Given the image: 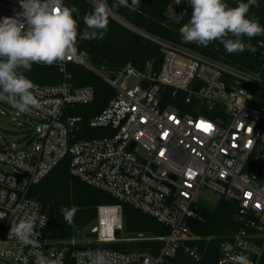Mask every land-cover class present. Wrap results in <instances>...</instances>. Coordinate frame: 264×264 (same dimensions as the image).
<instances>
[{"label": "built area", "instance_id": "1", "mask_svg": "<svg viewBox=\"0 0 264 264\" xmlns=\"http://www.w3.org/2000/svg\"><path fill=\"white\" fill-rule=\"evenodd\" d=\"M86 1L94 6V0ZM20 11L19 0H0V18ZM168 13L177 20L186 10L174 0ZM136 34L159 47L163 61L158 72H152L151 63L143 71L131 64L116 72L95 69L82 52L53 64L64 82L35 84L40 110L21 114L0 102V118L10 126L0 134V264H35L38 253L52 264H93L98 251L108 264H175L176 254L202 264L204 252L190 221L197 218L198 208L205 207L197 200L203 191L236 206L235 227L222 237L220 250L230 244L253 264L260 263L264 109L253 108L250 102L252 89H264V81L169 41ZM259 47L264 62V42ZM68 64L86 68L114 91L105 109L88 122L99 137H77L81 119L70 116L69 110L90 104L94 91L88 86L74 88L67 81ZM167 94L175 105L167 104ZM65 158L70 176L154 219L168 234L117 240L121 206L102 205L89 229L94 248L48 241V219L31 189ZM26 217L34 219L37 248L9 234L11 223ZM143 242L152 246L159 242L160 247L127 252L105 247ZM216 264H230L222 250Z\"/></svg>", "mask_w": 264, "mask_h": 264}, {"label": "trees", "instance_id": "2", "mask_svg": "<svg viewBox=\"0 0 264 264\" xmlns=\"http://www.w3.org/2000/svg\"><path fill=\"white\" fill-rule=\"evenodd\" d=\"M174 0H141L139 10L133 12L127 8L113 9L111 12L125 22L142 31L143 33L173 44L185 47L208 58L219 61L233 69L248 74L257 75L264 81V62L259 59V44L264 42V35L251 39L250 43L257 48L255 53L245 50L242 53L228 54L222 45L218 43L203 47L196 43H184L180 36V28L190 19L192 8L187 0H182L181 6L186 14L180 21L171 18L168 7ZM111 6L114 0H107ZM130 2V0H129ZM229 6L235 7L239 0H226ZM246 2V0H244ZM258 6H252L249 15L258 18L264 26V0H257ZM64 5H75L79 14H73L83 29L82 17L93 10V6L86 0H63ZM107 32L103 39L78 40V52H84L95 69L116 72L126 64L143 71L147 63H151L152 72L159 71L163 55L159 47L148 39L141 37L121 24L109 18ZM28 77L37 85H57L65 81L64 76L54 65L34 64ZM67 80L74 88L92 87L94 91L93 101L88 105L75 106L69 110V115L79 117L80 133L78 139H92L99 137L97 130L90 129L88 122L101 113L109 101L114 97V91L98 76L80 65H67ZM166 102L175 105L174 101L166 95ZM251 107L264 109V89L254 87L252 89ZM31 196L37 199L46 213L48 222L45 236L53 243H68L67 240H82L92 237L84 232V229L96 219L98 206L120 205L123 217V227L127 233H149L154 236L168 234L166 227L154 219L138 212L132 207L121 204L104 192L92 188L76 178L70 176L67 159H63L50 171L38 184L32 187ZM77 208L74 216V226L69 227L61 214L62 207ZM236 206L220 198L213 209L200 207L197 209V218L191 220L190 228L198 238V246L204 252L202 264H216L221 256L220 242L222 237L231 231L235 225L233 216ZM154 249L160 247V243H153ZM78 247V246H77ZM106 248L127 252L130 250L146 251L145 244L118 243L105 245ZM88 249L94 247L80 246ZM175 264H193L182 255L177 254L173 260ZM259 264H264L262 254Z\"/></svg>", "mask_w": 264, "mask_h": 264}, {"label": "clouds", "instance_id": "3", "mask_svg": "<svg viewBox=\"0 0 264 264\" xmlns=\"http://www.w3.org/2000/svg\"><path fill=\"white\" fill-rule=\"evenodd\" d=\"M141 0H94L93 10L82 17L83 29L75 14L79 9L66 6L63 0H19L22 11L0 18V102L7 103L21 114L40 110L42 103L36 85L28 77L34 64L51 66L76 58L78 40L103 39L113 9L139 10ZM182 0H176L180 4ZM192 8L190 19L180 28L184 43L203 47L218 43L228 54L245 50L255 53L250 41L264 35V26L250 16L257 0H239L235 7L226 0H187ZM61 214L69 227L74 226L75 206L62 207ZM43 223L41 227H43ZM35 222L31 217L10 225V236L25 245L37 248ZM230 264H253L251 259L236 253L230 244L221 248ZM35 264H52L43 253L36 255ZM93 264H108L102 252H97Z\"/></svg>", "mask_w": 264, "mask_h": 264}, {"label": "rangeland", "instance_id": "4", "mask_svg": "<svg viewBox=\"0 0 264 264\" xmlns=\"http://www.w3.org/2000/svg\"><path fill=\"white\" fill-rule=\"evenodd\" d=\"M183 7V6H182ZM184 8V7H183ZM178 11V10H177ZM182 19V17L177 16V21H180ZM116 22V21H115ZM118 23V22H117ZM9 130L10 126L8 125V121L6 119H2L0 118V134H4L3 130ZM197 200L200 204H203V206H205L204 208L206 209H213L214 206L217 204V202L219 201V198L217 195L213 194L212 192L209 191H203L200 192L198 194ZM95 221V220H94ZM94 221H92L85 229L84 232L89 234V229L91 227V225L94 223ZM142 236L144 239H149V238H154L156 236L149 234V233H127L124 230L123 227V217H122V229L120 231L117 232L116 234V239L120 240L123 242V240L126 239H137L140 238L139 236ZM93 237L90 238H86V239H82V240H67V241H63V242H69V243H74L76 246L80 247V246H86V247H95L96 245L94 243H92L93 241ZM120 244V243H119ZM126 244H130V243H126ZM136 244V243H135ZM138 244V243H137ZM141 244V243H140ZM142 244H145L147 248L151 247L152 244L150 242H143ZM154 247V246H152Z\"/></svg>", "mask_w": 264, "mask_h": 264}, {"label": "water", "instance_id": "5", "mask_svg": "<svg viewBox=\"0 0 264 264\" xmlns=\"http://www.w3.org/2000/svg\"><path fill=\"white\" fill-rule=\"evenodd\" d=\"M112 15V19L114 20V21H116V22H118L119 24H121L122 26H124V27H126L127 29H129V30H131V31H133V32H137V33H140V34H142L143 32L142 31H140V30H138V29H136L135 27H133V26H131L130 24H128L127 22H125L123 19H121L120 17H118L117 15H115V14H111ZM171 200V199H170Z\"/></svg>", "mask_w": 264, "mask_h": 264}, {"label": "snow or ice", "instance_id": "6", "mask_svg": "<svg viewBox=\"0 0 264 264\" xmlns=\"http://www.w3.org/2000/svg\"><path fill=\"white\" fill-rule=\"evenodd\" d=\"M202 127H204L205 130H210L211 126L210 125H201Z\"/></svg>", "mask_w": 264, "mask_h": 264}]
</instances>
